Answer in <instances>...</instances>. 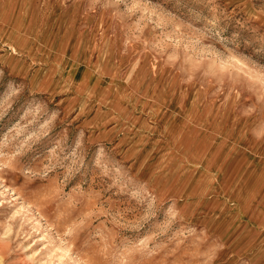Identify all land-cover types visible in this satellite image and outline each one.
<instances>
[{"label": "rangeland", "instance_id": "rangeland-1", "mask_svg": "<svg viewBox=\"0 0 264 264\" xmlns=\"http://www.w3.org/2000/svg\"><path fill=\"white\" fill-rule=\"evenodd\" d=\"M0 264H264V0H0Z\"/></svg>", "mask_w": 264, "mask_h": 264}]
</instances>
